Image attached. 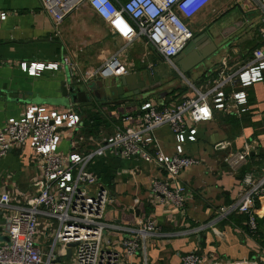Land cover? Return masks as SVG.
<instances>
[{
  "label": "crops",
  "instance_id": "obj_1",
  "mask_svg": "<svg viewBox=\"0 0 264 264\" xmlns=\"http://www.w3.org/2000/svg\"><path fill=\"white\" fill-rule=\"evenodd\" d=\"M262 12L264 0H214L188 22L196 27L197 34L208 31L212 38H217L226 30L233 40L227 49L231 56H226L224 51L218 57L222 60L219 66L201 69L194 78L196 88L204 91L217 83L225 57L228 72L232 73L247 63L256 49L264 50ZM1 14H6V18L1 19ZM207 14L209 19L204 21ZM125 45L122 36L87 5L58 24L44 11L40 0H0V127L11 118H21L32 106L76 111L81 121L66 133L60 151L65 155L74 151L81 154L100 147L106 137L127 125V116L139 114L143 103L136 107L98 105L94 109H81L71 103L69 108L59 106L63 85L77 83L71 79L64 62L65 59L77 62L81 71L86 72L119 54L128 73L151 71L165 63L143 39L134 41L122 54ZM24 63L60 67L31 76L23 70ZM166 73L162 70L159 75L165 77ZM262 75L264 78V70ZM231 90L225 89L226 93ZM239 90L247 94L248 111L230 115L213 109V120L197 126V141L184 146L185 154L201 163L180 176L179 182L191 195L182 210L163 203L152 191L154 180L167 179L166 172L153 163L127 159L118 149H113L89 164L98 186L107 189L111 198L103 218L106 226L103 250L117 264H182V258L190 252L201 257L200 264H264V225L263 236H255L248 228L245 214H220L222 208L239 203L264 175V80L236 89ZM186 94L175 91L166 99L150 101L158 107L178 104ZM155 138L165 154L176 153L170 127L157 129ZM247 145L250 153L242 165L233 168L224 162L228 154L241 152ZM40 177L41 160L29 144L14 147L0 161V189L11 194L15 207L28 205L38 191ZM258 202L257 217L263 219L264 196ZM11 212L16 210H6ZM149 220L157 222L162 235L148 238L146 251L140 250L129 258L124 241L131 236V230L141 228ZM56 229L57 220L40 216L37 246L44 254L53 244ZM0 237H7L6 231ZM73 261L69 252L59 258L58 264Z\"/></svg>",
  "mask_w": 264,
  "mask_h": 264
},
{
  "label": "built area",
  "instance_id": "obj_2",
  "mask_svg": "<svg viewBox=\"0 0 264 264\" xmlns=\"http://www.w3.org/2000/svg\"><path fill=\"white\" fill-rule=\"evenodd\" d=\"M214 0H40L44 11L61 24L84 5L122 36L126 49L138 39H143L162 59L176 70L177 57L196 35L189 21L194 20ZM6 14H1L5 19ZM264 40V29L262 30ZM233 52L236 53V50ZM71 79L88 83L98 78L128 74L122 55L115 54L101 67L82 72L77 62L65 59ZM31 76L46 69L58 70L59 64H22ZM264 50L256 49L252 58L236 71L228 72V58L223 59V69L217 83L202 91L191 84L188 93L178 104L158 107L152 101L144 102L139 114L127 116V125L106 137L101 146L85 153L60 151L67 132L75 129L81 116L76 111L32 106L21 118H11L0 127V161L14 148L24 144L35 151L41 160V177L38 191L25 207L12 205V196L0 189V209L7 221L5 231L9 242L0 245V264H58L61 257L73 255L70 264H117L111 254L103 250L104 213L111 202L109 191L98 186V179L89 164L107 151L118 149L125 158H138L162 168L165 180H154L152 191L175 209L185 208L191 197L186 186L179 182L181 174L199 165L198 158L185 154V144L198 139L197 126L213 120V109L227 114L248 111L247 94L236 91L264 80ZM232 89L226 93L225 89ZM168 126L176 141V153L165 154L155 138V131ZM70 134V133H68ZM69 138V137H68ZM153 151V152H152ZM250 146L241 152H232L224 162L236 168L246 162ZM264 196V175L251 186L236 205L221 209V216L238 212L248 216L251 231L257 230L256 200ZM10 210L16 212L6 213ZM46 216L57 220L53 244L47 254L37 246L39 218ZM162 235L154 220L141 228L131 230L124 241L126 254L134 257L146 251L148 238ZM201 257L190 252L182 264H200Z\"/></svg>",
  "mask_w": 264,
  "mask_h": 264
},
{
  "label": "water",
  "instance_id": "obj_3",
  "mask_svg": "<svg viewBox=\"0 0 264 264\" xmlns=\"http://www.w3.org/2000/svg\"><path fill=\"white\" fill-rule=\"evenodd\" d=\"M237 27V26H235ZM223 30L217 38H212L208 31L197 34L188 46L177 57L174 63L183 74H192L196 70L206 69L209 61L226 51L232 45L231 35ZM216 63V61H214ZM173 74L161 77L155 69L128 73L122 76L98 78L89 83H65L62 87L63 97L79 108L94 109L100 106L136 107L152 98L166 99L180 89L171 90L170 79ZM7 221L0 209V235L5 233ZM9 242V238L0 237Z\"/></svg>",
  "mask_w": 264,
  "mask_h": 264
},
{
  "label": "rangeland",
  "instance_id": "obj_4",
  "mask_svg": "<svg viewBox=\"0 0 264 264\" xmlns=\"http://www.w3.org/2000/svg\"><path fill=\"white\" fill-rule=\"evenodd\" d=\"M263 16H264V13L262 12L261 13V18H260V20H262V18H263ZM208 19H209V16H208V14H207V18L206 19H204V21H208ZM203 21V23L202 24H204L205 22ZM190 27H191V29L195 32V26L193 27V26H191L190 25ZM210 30H211V28H210ZM227 51V50H226ZM226 53V56H231L230 54H231V52H229V50L227 51V52H225ZM220 55V54H219ZM219 55H217L216 57H214V59H212L211 61H209L208 62V64L206 65V67L208 66V67H211V68H216L217 66H219L220 64H221V59L220 58H218L219 57ZM217 60V62L216 63H214V61H216ZM155 70H156V72L159 74L162 70H165L167 73L166 74H173V76L174 77H172L171 79H170V84H169V87L171 88V90H174V89H180V90H182V89H184V90H189V88H192L191 87V84H195V77H196V75L198 74V72L200 71H195L194 73H192V74H181L178 70H176L173 66H171L170 64H168V63H162L161 62V65H159L157 68H155ZM166 76V75H165ZM179 91V90H178ZM177 91V92H178ZM186 92V91H185ZM188 92V91H187ZM186 92V93H187ZM186 93H184V94H186ZM184 94H181V95H184ZM62 99V101H60V104H59V106H65V107H70V103H71V101L69 100V99H66V98H64V97H62L61 98ZM162 100H159V102H161Z\"/></svg>",
  "mask_w": 264,
  "mask_h": 264
},
{
  "label": "trees",
  "instance_id": "obj_5",
  "mask_svg": "<svg viewBox=\"0 0 264 264\" xmlns=\"http://www.w3.org/2000/svg\"><path fill=\"white\" fill-rule=\"evenodd\" d=\"M186 90H184V89H182V90H179V92L182 94L183 92H185ZM249 99H250V101H251V103H252V101L254 100V93L251 91L250 92V97H249ZM231 115V114H230ZM258 204H259V202H258V199L256 200V207H258ZM246 218L248 219V216L246 215ZM262 225H264V218L263 219H260V218H258L257 217V230L256 231H251L250 229V231H251V233L253 234V235H261V236H263V233L261 232V227H262ZM248 228H249V226H248Z\"/></svg>",
  "mask_w": 264,
  "mask_h": 264
},
{
  "label": "flooded vegetation",
  "instance_id": "obj_6",
  "mask_svg": "<svg viewBox=\"0 0 264 264\" xmlns=\"http://www.w3.org/2000/svg\"><path fill=\"white\" fill-rule=\"evenodd\" d=\"M196 37H197V33H196L195 37L193 38V40H194ZM193 40H192V41H193Z\"/></svg>",
  "mask_w": 264,
  "mask_h": 264
}]
</instances>
